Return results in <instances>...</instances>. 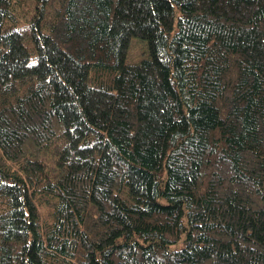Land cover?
Wrapping results in <instances>:
<instances>
[{
    "label": "trees",
    "instance_id": "obj_1",
    "mask_svg": "<svg viewBox=\"0 0 264 264\" xmlns=\"http://www.w3.org/2000/svg\"><path fill=\"white\" fill-rule=\"evenodd\" d=\"M0 264H264V0H0Z\"/></svg>",
    "mask_w": 264,
    "mask_h": 264
},
{
    "label": "rangeland",
    "instance_id": "obj_2",
    "mask_svg": "<svg viewBox=\"0 0 264 264\" xmlns=\"http://www.w3.org/2000/svg\"><path fill=\"white\" fill-rule=\"evenodd\" d=\"M146 48V43L144 41L133 38L129 46L127 61L133 63L141 60ZM43 213H47L46 210H44Z\"/></svg>",
    "mask_w": 264,
    "mask_h": 264
}]
</instances>
